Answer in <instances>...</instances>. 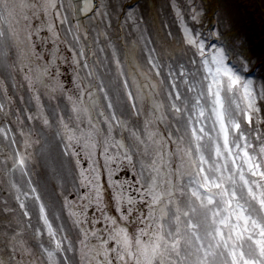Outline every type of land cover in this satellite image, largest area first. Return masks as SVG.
Returning <instances> with one entry per match:
<instances>
[{
	"label": "rangeland",
	"instance_id": "obj_1",
	"mask_svg": "<svg viewBox=\"0 0 264 264\" xmlns=\"http://www.w3.org/2000/svg\"><path fill=\"white\" fill-rule=\"evenodd\" d=\"M192 2L0 0V102L6 108L10 106L7 114L0 110V126L7 130V135L0 134V264H48L43 248H51V241L47 235L43 240L36 237L40 226L36 191L49 204L58 233L65 237L64 250L59 252L60 264H89L90 259L96 264L95 259L81 254V227L99 230L95 236L89 231V246H99V239H108V234L121 226L130 230L134 251L137 237L149 239L147 233L139 232L146 226L143 217L148 212L147 201L139 196L149 177L146 164L155 158L156 150L148 140L146 122H150L148 127L159 129L158 134H163L174 153L175 137L185 135L193 122L198 127L204 121L206 131L215 135L211 114L197 117L191 109V93L176 68L187 61L190 53L184 49L172 5L187 9ZM197 2L207 9L208 22L223 17L227 37L243 44L241 51L259 89L264 81V0ZM129 8L135 9L134 18L129 16ZM53 57L51 74L55 75L59 66L65 87L74 83L76 72L72 69L79 72L80 83L71 92L59 88L53 91L48 86L53 81L41 70L48 69ZM26 73L33 78L31 85ZM39 76L42 80L36 78ZM174 77L189 106L183 113L184 130L178 129L177 116L169 107L168 94L176 91ZM33 88L40 95L50 125L35 117L38 109ZM128 90L131 98L121 95ZM153 100L163 102L165 119H152L153 114H159ZM73 103L80 105V111L73 108ZM202 103L206 111L210 109L206 92ZM18 116L22 119H16ZM113 117L128 121V127L118 125ZM61 121L75 128L77 134L91 129V142L85 144L86 137L69 141ZM243 130L250 146L259 143L264 137V121L245 122ZM20 155L25 156L26 166L17 164ZM177 158L173 157V167ZM72 160L79 161L74 166V177ZM128 196L135 199L129 201ZM65 197L81 212L87 211V224H74L64 207ZM17 198L26 202L31 219L23 215ZM5 208L13 211L6 212ZM57 211L59 216L55 215ZM117 255L116 251L111 254L113 264H123ZM99 259H105L102 253ZM129 264H135L131 257Z\"/></svg>",
	"mask_w": 264,
	"mask_h": 264
},
{
	"label": "snow or ice",
	"instance_id": "obj_2",
	"mask_svg": "<svg viewBox=\"0 0 264 264\" xmlns=\"http://www.w3.org/2000/svg\"><path fill=\"white\" fill-rule=\"evenodd\" d=\"M172 8L184 49L190 53L185 63L176 66L177 72L191 93V109L196 111L197 117L211 114L215 135L206 131L204 121L198 127L193 122L186 128L185 135L175 137L174 153L163 134H158L159 129L148 127L150 122H146L148 140L156 150L155 158L146 164L149 177L139 196L140 200L147 201L148 208L147 216L143 217L146 226L139 232L147 233L149 239L137 237L138 247L134 251L130 230L121 226L114 228L108 239H99V246H89L86 243L89 231L95 236L99 230L81 227V254L95 259L96 264H113V251L123 264H129V257L135 264H264V137L250 146L248 134L243 130L245 122L264 121V81L257 89L250 75V63L241 51L243 44L227 37L223 17L208 22L207 9L197 0L187 9L178 4H173ZM134 11L128 9L130 17L134 18ZM41 72L47 75L46 68ZM25 75L31 85L33 78ZM36 78L42 80V76ZM172 85L176 87L175 77ZM48 86L53 91L61 87L59 81ZM4 90L7 92L6 85ZM32 91L38 109L35 117L44 125H50L51 119L39 93L34 88ZM205 92L211 105L207 111L202 103ZM121 95L131 98L132 92L128 90ZM168 95L171 97L169 107L177 116L178 129L184 130L183 113L189 106L178 87L174 94L169 92ZM153 104L159 114H153L152 119H165L163 102L153 100ZM73 108L80 111L78 103H73ZM0 110L7 114L10 106L6 108L0 102ZM28 116L33 118L31 112ZM63 132L69 141L86 137L85 144L90 143L94 135L91 129L77 134V130L66 123H63ZM0 134L7 135L4 126H0ZM28 142L25 140L26 144ZM174 156L178 157L175 167ZM26 163L25 156L20 155L17 164L26 166ZM127 199L133 201L135 198L128 196ZM34 200L40 221L36 237L40 240L45 235L49 237L52 247L43 248V253L48 264H60L59 252L64 250L65 237L59 235L49 204L39 191ZM17 203L23 215L31 219L32 212L28 211L26 202L17 198ZM64 207L75 225L87 224L86 210L81 212L67 197ZM55 215L59 216L60 212ZM127 218L124 215V219ZM71 245L69 239L68 246ZM24 251L31 253L32 249L24 248ZM101 253L103 260L99 259ZM89 264H92L91 259Z\"/></svg>",
	"mask_w": 264,
	"mask_h": 264
},
{
	"label": "clouds",
	"instance_id": "obj_3",
	"mask_svg": "<svg viewBox=\"0 0 264 264\" xmlns=\"http://www.w3.org/2000/svg\"><path fill=\"white\" fill-rule=\"evenodd\" d=\"M55 64V62L52 64H50L48 66V69H47V75L50 76L51 80L52 81H59L60 82V85L61 87L59 89H62L64 90L65 92H71L76 86L79 85L80 83V76H79V72L76 71V69H72L73 72H76V75L74 77V83L73 84H68L67 87H65V81H63L61 79V72L59 70V66H56V69H55V75H52V68H53V65ZM69 99H74L73 96H69ZM107 119V117H105ZM113 119H116L115 117H113ZM77 120H79V117H77ZM117 121V119H116ZM118 125H121L123 126L124 128H127L128 127V121L126 120H123V119H119V123ZM109 131H111V127H110V121H109ZM134 136H136V139H139V136L138 134H133ZM72 141H77V140H72ZM71 148V145H69V149ZM70 156L72 155L71 152L68 153ZM129 158L131 159V155L129 156ZM72 166H73V171H72V176L74 177L75 176V168L74 166L77 164V162L75 160H72Z\"/></svg>",
	"mask_w": 264,
	"mask_h": 264
},
{
	"label": "trees",
	"instance_id": "obj_4",
	"mask_svg": "<svg viewBox=\"0 0 264 264\" xmlns=\"http://www.w3.org/2000/svg\"><path fill=\"white\" fill-rule=\"evenodd\" d=\"M250 38V37H249ZM250 40V39H249ZM250 46H251V48L253 49V46H252V44H250ZM254 51L256 50V49H253Z\"/></svg>",
	"mask_w": 264,
	"mask_h": 264
}]
</instances>
